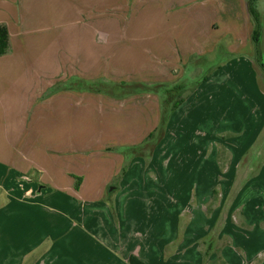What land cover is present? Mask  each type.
<instances>
[{"label":"crops","instance_id":"crops-1","mask_svg":"<svg viewBox=\"0 0 264 264\" xmlns=\"http://www.w3.org/2000/svg\"><path fill=\"white\" fill-rule=\"evenodd\" d=\"M0 25L10 34L0 56V264H264V75L249 0H0ZM226 40L241 56L204 81L161 137L160 96L129 92L184 79L194 57L213 62ZM224 88L235 138L221 150L232 156L225 172L216 136L174 131ZM219 176L228 209L203 215L191 204H215ZM172 184L188 221L165 256L156 242L165 228L138 219L148 204L150 219L172 224ZM237 209L243 233L226 222ZM192 218L206 219L194 228Z\"/></svg>","mask_w":264,"mask_h":264},{"label":"rangeland","instance_id":"rangeland-1","mask_svg":"<svg viewBox=\"0 0 264 264\" xmlns=\"http://www.w3.org/2000/svg\"><path fill=\"white\" fill-rule=\"evenodd\" d=\"M256 6H258V5H256ZM259 7L262 9V10H260V14H261V24H262V36H263V34H264V3H261L259 5ZM230 43H231V40H226V41L220 43L219 49L217 48L216 56L213 59V62L209 57L204 59V60H195L198 58L194 57L190 61V63L186 66V69H185L186 75L184 76V79L188 80V83H186V85L188 84V86H187V90L184 92V97H183V98H186L185 102H189L188 99H190V97H192V95H194L195 91L198 88H200V86L204 83L203 79L205 77H206V79L210 78L213 75L212 73L218 67H221L223 63H227L228 61H230L234 57L237 59L241 56V54L234 56V55H229V53H227L226 49ZM261 50H262V45L259 47V52H260L259 56H257L256 50H255V57H254L253 61L261 69V71L264 75L262 67L259 65V64L264 65V54L261 52ZM194 62H196L197 65ZM259 90L264 95V90L261 88ZM232 93L236 94L238 96V100L242 101V99L239 97V94L237 93V91H234ZM175 98H177L176 94L169 92L166 95V97L164 98V101H166V99H167V102H165L164 106H166L169 109L171 107L170 106L171 102H173L175 100ZM226 103H227V91H226V88H224V89H221L219 93H217L215 101L213 102V106H210V103L207 102L203 106V108L199 107V109H197L196 112H193V114L189 110L188 112L191 113L190 119H184L183 117H178L179 121L176 123V128L174 129V131H177L178 127H180L179 131L182 133V135L186 136V139H185L186 141L194 140V133L196 131H198V133L203 132V133H209L210 135L216 136L215 142H216V144L218 143L217 146L220 149L219 166H220V170L221 171L223 170V172H225L226 171L225 169L231 165L232 161L230 158H232V156H230V154L227 152V150H224V152L221 150L225 149L226 146L232 145L235 142L234 141V139H235L234 135H233V133H231L232 127L225 120L227 110H228L226 107ZM244 104L248 105V102H244ZM190 106L192 107L191 104H190ZM167 108H166V110H168ZM192 110H193V108H192ZM197 113H199V114H197ZM199 115H200V117L197 118V116H199ZM254 119H255V117H254ZM163 130H164V126H163V128L162 127L160 128V136L161 137H162ZM254 135H258V133H255ZM187 136H188V138H187ZM196 139H201V137L197 136ZM256 139H257V136L254 139H251L250 140L251 144ZM244 141H246V140H244ZM259 141H260V139L258 138L256 140L255 144H253L252 146H254V147L258 146ZM152 142H157V141L152 140ZM262 160H264V156L262 157ZM215 178H216V174L213 173V180H215ZM218 181H219V184H217L214 187V189L215 188L218 189V191H217L218 194L216 193V195L218 196V201L215 204L214 203L199 204L196 201H194L191 204L195 209L201 210V212H203V215H205V213H207V210L210 209L209 206H212L211 208H214L216 205L217 206L219 205V207L217 209L219 212H222V211L226 212V209H228V203L229 202L227 201V197H228L227 191L229 192V189H230V188H228L229 185H227L228 181L226 180V178H224V176H219ZM176 183H177V180H176ZM178 187H179L178 184L177 185L172 184L169 187L170 193L172 192L171 193L172 197L170 196V198H172L171 202H170V210H171V213L175 214V216H176L174 219L175 222L172 221V219L170 218V220L172 221V224H170V222H168L167 220L164 221V224H158L159 218H157V216L150 219V212L153 211V213H156V211L153 210V208H152L153 206H149L148 204H144V206L142 204V208H141V212L144 213L145 218H139L138 219V226L139 227H145V226H142V224L145 222L147 225L150 224V226H153V227L160 226L161 228H165V231H166L165 234L159 235V238L156 241V242H163V248H164L165 256L167 255L168 252H170V253L174 252L176 250L178 244L180 245L182 243L184 236L182 235V231H181V223H182V227L183 226L185 227V224L188 221V219L184 218V216L177 217V212H180L182 210V206H183L182 203H181L182 205H180V204L177 205L176 203H178V202H176V200L178 201V199H175L173 197V196H176L174 193H176V190L178 189ZM185 187H184V190H185ZM150 190L154 191V192L159 191L158 189L153 188V187L150 188ZM216 195H215V197H216ZM176 197L178 198V196H176ZM155 206H157V204H155ZM150 208H151V211L149 212ZM143 209H146V210L143 211ZM238 209H240V208H238ZM238 211H237L238 213H235L237 215V218H235L236 215H234L233 217H231L232 215H229V214L227 215V217L225 215L226 222H230L232 225V228L238 229L241 231V233H243V228L245 227V223H244V219L242 217V211L241 210H238ZM206 216L208 217V215H206ZM177 219H178V224L176 221ZM202 219L205 220L206 218H197V220H194V218H192V221H193L192 227L198 228L200 226V220H202ZM203 224L205 225V222ZM206 226H207V224L205 225V227ZM214 228H216L218 230L217 232L219 233V230H220L219 225L215 224ZM178 229H179V231H178ZM213 237H214V235H213V231H212L210 234L206 233L203 236V240L207 241L208 239H213ZM170 241H172V242H170ZM237 241H241V240L238 239ZM238 247H240V246H238ZM165 260H166V258H165ZM232 263L236 264L235 259L233 260Z\"/></svg>","mask_w":264,"mask_h":264},{"label":"trees","instance_id":"trees-1","mask_svg":"<svg viewBox=\"0 0 264 264\" xmlns=\"http://www.w3.org/2000/svg\"><path fill=\"white\" fill-rule=\"evenodd\" d=\"M250 2V14L252 18L253 23V34H252V42L255 47L257 56L260 55L259 47L261 43L262 38V24H261V14L260 11L257 9L256 6V0H249ZM10 48V34L8 31V28L5 25H0V56H3L7 54L8 50ZM262 67V70L264 72V65L259 64ZM206 80V77L203 79V81ZM202 81V82H203ZM186 83H188V80L182 79L176 83L173 84H161V85H142L140 86V89L137 88V86L133 87V89L129 93H136L141 91H152L154 93H157L160 96L161 99V105H162V128L165 127L169 121V118L174 114L176 110H178L181 105L185 102L186 98L184 97V92L187 90ZM175 93L176 97L175 102H171V107L168 109L165 105L164 98L168 93ZM172 97V96H171ZM168 104V103H167ZM166 108L168 110H166ZM155 137V134H152L149 139H153ZM130 264H145L140 259L136 257L130 258Z\"/></svg>","mask_w":264,"mask_h":264},{"label":"built area","instance_id":"built-area-1","mask_svg":"<svg viewBox=\"0 0 264 264\" xmlns=\"http://www.w3.org/2000/svg\"><path fill=\"white\" fill-rule=\"evenodd\" d=\"M101 35V34H100ZM104 35V34H103Z\"/></svg>","mask_w":264,"mask_h":264}]
</instances>
